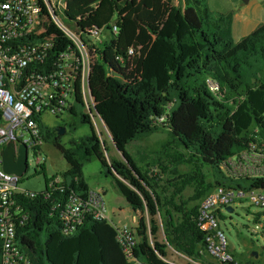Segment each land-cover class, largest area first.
<instances>
[{
  "label": "trees",
  "instance_id": "1",
  "mask_svg": "<svg viewBox=\"0 0 264 264\" xmlns=\"http://www.w3.org/2000/svg\"><path fill=\"white\" fill-rule=\"evenodd\" d=\"M64 3L65 23L81 36H87V30L101 31L88 85L95 117L121 160L105 159V141L94 131L87 112L77 116L76 108L68 110L89 134L69 141L67 147L59 143L60 135L41 126L42 142H50L66 169L58 173L60 192L17 199L27 215L26 223L16 228L18 246L30 264H128L106 221L86 218L74 233L61 232L56 211L69 192L81 198L89 192L82 167L96 160L126 205L139 213L134 227L136 257L146 264H166L160 258L168 246L210 264L195 222L199 201L218 186L264 189L262 180L231 181L219 171L225 159L246 148L254 129H263L264 23L233 42L231 12L212 19L205 0ZM129 49L133 56L127 54ZM208 81L217 85L216 92L208 89ZM75 102L81 107L78 96ZM165 114L166 121L157 123ZM156 129L165 130L168 139L149 150L151 156L141 157L140 170L125 147ZM180 166L189 168L180 173ZM185 188L191 195L178 200ZM189 202L194 204L187 207ZM53 205L58 206L56 211L51 210ZM163 209L166 216L160 213ZM169 213L178 215L176 221L167 218ZM159 228L161 243L156 240Z\"/></svg>",
  "mask_w": 264,
  "mask_h": 264
},
{
  "label": "built area",
  "instance_id": "2",
  "mask_svg": "<svg viewBox=\"0 0 264 264\" xmlns=\"http://www.w3.org/2000/svg\"><path fill=\"white\" fill-rule=\"evenodd\" d=\"M64 0H0V264H30L15 240L16 228L27 221V215L17 200L32 198L38 193L17 189L20 177L1 169V152L12 147L14 157L20 145L27 156L31 151L34 165L43 162L41 150V119L44 115L57 117L75 108L78 96L81 107L90 120L94 113L88 78L101 42V31L87 30V36L65 23L62 13ZM117 33L115 26L111 27ZM133 56L132 49L127 51ZM211 92L217 85L207 82ZM167 114L157 118L165 122ZM262 131L246 148L225 159L219 166L221 174L231 181H264V113ZM58 174L51 176L44 191H61ZM247 202L264 209V189H226L215 187L198 203L196 227L202 234L203 252L210 264H243L235 259L218 226V216L226 207ZM57 205L51 210L56 211ZM61 232L74 233L86 218L106 221V209L100 193L89 191L81 198L69 192L56 211ZM111 225V224H110ZM112 226V225H111ZM114 240L128 264H146L133 253L138 244L134 228L112 226ZM179 263L160 258L166 264H203L166 247Z\"/></svg>",
  "mask_w": 264,
  "mask_h": 264
},
{
  "label": "rangeland",
  "instance_id": "3",
  "mask_svg": "<svg viewBox=\"0 0 264 264\" xmlns=\"http://www.w3.org/2000/svg\"><path fill=\"white\" fill-rule=\"evenodd\" d=\"M205 3L211 12V18L216 19L217 14H225L231 12L232 22L230 29V38L233 42L238 41L253 31L259 25L264 23V0H205ZM105 35V34H104ZM77 116L85 114V111L79 107H75ZM41 124L52 129L56 134V130L63 128L64 132L59 136V143L65 147L69 141H75L89 134L86 125H80L76 117L67 114H61L57 117L52 115H44ZM73 125V127H71ZM91 125L99 138L105 141L106 152L108 158L120 159V155L108 143V134L106 133L101 122L93 116ZM168 139L167 133L163 129H156L147 135H142L134 141L126 145L125 152L134 161V164L140 169H144V162L141 157L149 155V150H155L159 144ZM175 148V146H174ZM181 151V149H178ZM43 158L39 168L34 165V157L31 151L26 156L27 170L20 177L17 189L28 193H40L44 190L45 182L53 175L58 174L66 169V164L60 157L57 150L50 144L45 143L41 150ZM188 166H180L179 172L185 173ZM207 172L206 170H203ZM157 169L153 170V174ZM82 177L90 191L100 193L106 209L107 223L112 226L126 225L134 228L131 222V216L139 218L137 211H132L125 203L124 199L117 193L113 181L110 177L102 173L101 167L96 160H91L82 167ZM168 178V177H167ZM165 180L166 177H160ZM209 176L207 180H209ZM163 181H161L162 183ZM190 192L189 188L181 193L178 200H188ZM104 193V195L102 194ZM194 203H187V207ZM231 213L221 211V218L218 219V226L223 232L228 243L229 250L240 261L249 264H264V209H260L249 205L247 202L233 204L230 206ZM161 215L166 216V210H162ZM171 221H176L178 215L169 213ZM158 221L159 218L157 217ZM147 227V223H146ZM163 236L160 228L158 229L156 240L161 243ZM138 240V239H137ZM147 243L151 245L148 237ZM164 259L179 263L169 251L166 252Z\"/></svg>",
  "mask_w": 264,
  "mask_h": 264
},
{
  "label": "water",
  "instance_id": "4",
  "mask_svg": "<svg viewBox=\"0 0 264 264\" xmlns=\"http://www.w3.org/2000/svg\"><path fill=\"white\" fill-rule=\"evenodd\" d=\"M245 1V0H243ZM94 115L97 117L94 109H92ZM98 118V117H97ZM100 121V120H99ZM64 129L59 128L56 131L57 136L63 134ZM120 155V154H119ZM121 158V155H120ZM1 169L6 174H13L18 177L24 173L26 169V153L25 147L20 145L17 150V155L14 157V151L12 147H5L1 152ZM226 212L231 213L230 207L225 208Z\"/></svg>",
  "mask_w": 264,
  "mask_h": 264
},
{
  "label": "crops",
  "instance_id": "5",
  "mask_svg": "<svg viewBox=\"0 0 264 264\" xmlns=\"http://www.w3.org/2000/svg\"><path fill=\"white\" fill-rule=\"evenodd\" d=\"M144 1V3L146 4L147 3V0H143ZM246 1V0H245ZM108 140H109V138H108ZM117 153V152H116ZM118 154V153H117ZM105 159L106 160H108V159H110V158H108V156L105 154ZM111 159H116V158H111ZM116 160H118V159H116ZM190 189V188H189ZM88 190H89V188H88ZM185 190V189H184ZM183 190V191H184ZM90 191V190H89ZM103 195H104V193H102ZM188 195H191V189H190V192H189V194ZM102 196V195H101ZM181 197V196H180ZM131 222H133L134 223V227H135V225H136V217L134 218V216H131ZM232 253V252H231ZM234 255V254H233ZM235 256V255H234ZM238 261H240L239 259H237ZM240 262H245V261H240ZM245 263H247V262H245Z\"/></svg>",
  "mask_w": 264,
  "mask_h": 264
}]
</instances>
